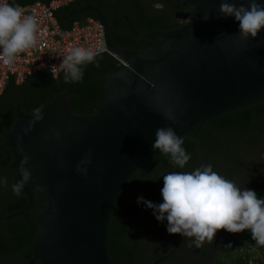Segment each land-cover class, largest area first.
Listing matches in <instances>:
<instances>
[{
	"label": "water",
	"instance_id": "obj_1",
	"mask_svg": "<svg viewBox=\"0 0 264 264\" xmlns=\"http://www.w3.org/2000/svg\"><path fill=\"white\" fill-rule=\"evenodd\" d=\"M174 1L196 13L180 28L141 34L128 21L135 40L154 44L147 52L117 45L105 16L92 5L70 14L96 17L107 51L123 63L119 73L107 75L97 113L75 114L65 92L41 109L44 119L26 133L33 115L16 109L5 145L12 152L11 168L18 170L24 155L30 157L31 180L21 191L28 205L5 219L23 216L39 229L28 264H113L112 212L134 173L162 154L152 147L156 130L172 127L183 141L193 140L207 165L194 133L218 117L264 103V30L242 39L235 17L220 15L222 0ZM227 2L247 7L250 0ZM89 158L84 175L77 165ZM16 177V183L22 180L19 170ZM36 191L47 204L31 222L27 212Z\"/></svg>",
	"mask_w": 264,
	"mask_h": 264
},
{
	"label": "trees",
	"instance_id": "obj_2",
	"mask_svg": "<svg viewBox=\"0 0 264 264\" xmlns=\"http://www.w3.org/2000/svg\"><path fill=\"white\" fill-rule=\"evenodd\" d=\"M36 0H16L11 5H28ZM50 1V0H46ZM162 4V9L154 7ZM93 5L100 9L108 23L113 41L124 48L147 52L152 42H138L128 28L130 21L141 34L169 31L193 20L196 13L178 5L174 0H77L56 12L63 29H70L76 21L85 22L89 13L71 16V12ZM96 63L84 66L80 83L67 84L64 73L53 77L46 70L28 76L23 83L10 79L0 95V264H28L33 257V246L39 229L23 216L12 220L5 217L24 209L29 198L16 195L18 170L11 168L12 152L6 144V135L13 129L19 108L33 115V109L44 108L56 97L68 92L69 104L77 115L90 116L103 106L108 74H117L123 66L106 53L96 57ZM199 140L207 165L241 189L254 190L264 199V103L218 117L207 127L198 129ZM182 147L191 159L183 169L175 166L170 156L161 154L134 173L114 207L108 230V253L113 264H264V247H257L251 233H229L219 230L212 243L196 248L191 239L180 234H169L168 222L159 221L153 209L137 203L139 197L154 204L163 202V176L174 171L190 172L205 165L196 143L185 139ZM46 198L34 194V206L27 212L31 222L46 206ZM36 264H41L37 262Z\"/></svg>",
	"mask_w": 264,
	"mask_h": 264
},
{
	"label": "clouds",
	"instance_id": "obj_3",
	"mask_svg": "<svg viewBox=\"0 0 264 264\" xmlns=\"http://www.w3.org/2000/svg\"><path fill=\"white\" fill-rule=\"evenodd\" d=\"M154 7L159 10L163 5L157 3ZM219 13L235 17L242 39H255L264 30V4L257 0H250L247 7H237L234 3L222 0ZM39 31V21L34 14L25 15L18 5L0 3V62L8 67L13 66L21 53L37 45ZM98 55L91 48H72L59 65L64 73V82H82L84 66L93 63L98 66ZM51 72L55 79V66ZM43 119L41 108L33 109V119L25 132L31 131L32 126ZM155 137L153 150L170 156L171 162L183 169L191 159L182 147L183 139L172 127L158 128ZM29 160L30 157L25 154L20 162L18 170L22 180L12 185L16 195L31 180V172L26 167ZM90 163V158L82 160L77 165V171L86 175L87 168L82 165ZM0 183L6 186L7 179H0ZM161 195L162 203L154 204L142 196L137 203L153 209L157 220L162 222L166 219L169 234H180L191 239L196 248H202L205 242L212 243L219 230L229 233L248 230L256 246L264 247V199L259 198L254 190L241 189L234 181L221 176L211 164L190 172L174 171L164 175Z\"/></svg>",
	"mask_w": 264,
	"mask_h": 264
},
{
	"label": "built area",
	"instance_id": "obj_4",
	"mask_svg": "<svg viewBox=\"0 0 264 264\" xmlns=\"http://www.w3.org/2000/svg\"><path fill=\"white\" fill-rule=\"evenodd\" d=\"M15 1L0 0V3L11 4ZM74 1L76 0H36L32 4L19 5L25 15L34 14L38 19L40 29L38 42L35 47L21 53L13 66L8 67L0 62V95L10 79H14L16 84H21L37 71L46 70L52 74L53 66L55 77L62 74L59 65L63 57L74 47L91 48L99 55L110 54L107 51L103 26L98 19L89 17L85 22L77 21L70 29H63L60 26L56 12Z\"/></svg>",
	"mask_w": 264,
	"mask_h": 264
},
{
	"label": "crops",
	"instance_id": "obj_5",
	"mask_svg": "<svg viewBox=\"0 0 264 264\" xmlns=\"http://www.w3.org/2000/svg\"><path fill=\"white\" fill-rule=\"evenodd\" d=\"M77 1V0H76ZM90 5V4H89ZM86 6V5H85ZM93 6V5H92ZM97 8V7H96ZM99 9V8H98ZM79 10V9H78ZM75 11V10H74ZM73 12V11H72ZM71 12V13H72ZM84 13V12H83ZM79 14V13H78ZM94 17V16H93ZM89 18V17H88ZM94 18H96V17H94ZM97 19V18H96ZM77 22V21H76ZM120 62V61H119ZM120 64H121V62H120Z\"/></svg>",
	"mask_w": 264,
	"mask_h": 264
}]
</instances>
